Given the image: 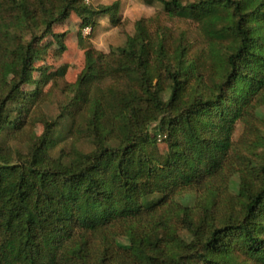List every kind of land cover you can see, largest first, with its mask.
<instances>
[{
  "label": "trees",
  "instance_id": "trees-1",
  "mask_svg": "<svg viewBox=\"0 0 264 264\" xmlns=\"http://www.w3.org/2000/svg\"><path fill=\"white\" fill-rule=\"evenodd\" d=\"M158 1L168 15L201 23L206 57L225 65L220 81L185 98L195 70L186 48L170 61L165 37L152 36V18H141L117 52L86 51L73 84L79 114L56 137L57 121L46 120L43 133H35L28 112L40 93L21 91L33 83L38 42L58 39L55 24L73 13L82 28L94 29L108 15L115 22L117 5L0 0V264H244L235 246L264 264V162L254 181L233 140L236 121L246 120L264 89V0ZM161 69L171 81L168 99ZM111 75L119 86H99ZM40 108L34 115L43 114ZM8 139L27 144V153ZM85 139L88 149L78 145ZM230 168L241 173V197L230 192ZM184 190L207 198L199 221L177 201ZM181 220L189 240L179 232Z\"/></svg>",
  "mask_w": 264,
  "mask_h": 264
},
{
  "label": "rangeland",
  "instance_id": "rangeland-1",
  "mask_svg": "<svg viewBox=\"0 0 264 264\" xmlns=\"http://www.w3.org/2000/svg\"><path fill=\"white\" fill-rule=\"evenodd\" d=\"M34 0H31L33 2ZM185 5L199 2L200 0H181ZM87 4L93 7L103 5H117L116 21L108 16L98 18V23L94 29L82 28V19L75 13L62 22L55 24L53 31L61 36L60 41L53 35L43 37L38 43L40 55L34 62L33 83L21 86V91L30 93H40L39 101L33 104L28 112L30 118L36 123L35 133L41 135L45 129L46 120L57 121L54 128L57 137L66 127L69 126L72 115L79 111L73 104L72 97L74 86L78 76L83 71L86 63V51L94 49L103 53L117 52L119 47L125 45L128 37L136 31V22L141 18H152L148 22L152 36L165 37L166 50L170 61L174 62L175 52L178 49L186 48L185 61L195 67L188 75L185 84V92L188 100L204 86H212L220 81L224 71V63L215 61L211 57H206L209 49V41L204 37L201 23L191 17H172L166 12L165 6L158 0H86ZM148 5L149 7H144ZM25 38H30L28 31ZM232 41L229 39L224 42L229 46ZM160 79L164 86H167L163 93L166 99L170 96L169 86L171 81L166 78L163 69L159 70ZM158 74V73H157ZM7 82H14L15 72L12 68L7 72ZM159 79H155L157 82ZM234 82V81H233ZM120 80L112 75L104 77L98 82L102 88L119 86ZM200 86H197L199 85ZM228 89V95L232 94L236 83ZM204 94L210 95L207 89ZM228 97V102H229ZM254 105L250 108V115L246 120H237L233 134L235 149L238 154L244 157L243 168L250 172L254 181H259L257 168L264 162V89L261 93L254 96ZM12 104V103H11ZM10 104V114L13 118L19 116L16 103ZM40 106L43 114L34 115L37 107ZM76 111V112H75ZM160 125L154 124L150 130L153 134ZM3 135V134H2ZM1 135V140L5 139ZM160 153L165 160L168 159L169 147L164 134L158 135ZM7 145L15 151L20 150L27 153L28 145L21 144L19 141L7 140ZM81 148L88 149L87 139L80 142ZM236 166V165H235ZM228 185L230 192L236 196L241 195V173L235 172L233 168L228 170ZM241 197V196H240ZM177 201L191 210L190 214L199 221L206 215L209 207L207 198L196 191L184 190L177 195ZM185 223L180 225V234L186 239L191 238ZM237 258L244 264H260L251 258L240 247L235 246Z\"/></svg>",
  "mask_w": 264,
  "mask_h": 264
},
{
  "label": "clouds",
  "instance_id": "clouds-1",
  "mask_svg": "<svg viewBox=\"0 0 264 264\" xmlns=\"http://www.w3.org/2000/svg\"><path fill=\"white\" fill-rule=\"evenodd\" d=\"M144 7H149L148 5H144Z\"/></svg>",
  "mask_w": 264,
  "mask_h": 264
}]
</instances>
